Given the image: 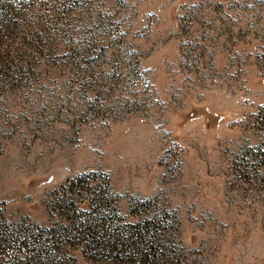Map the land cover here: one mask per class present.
Segmentation results:
<instances>
[{"label": "rangeland", "instance_id": "rangeland-1", "mask_svg": "<svg viewBox=\"0 0 264 264\" xmlns=\"http://www.w3.org/2000/svg\"><path fill=\"white\" fill-rule=\"evenodd\" d=\"M0 264H264V0H0Z\"/></svg>", "mask_w": 264, "mask_h": 264}, {"label": "trees", "instance_id": "trees-1", "mask_svg": "<svg viewBox=\"0 0 264 264\" xmlns=\"http://www.w3.org/2000/svg\"><path fill=\"white\" fill-rule=\"evenodd\" d=\"M84 244H85V246L90 245V244L99 245L100 244V241L93 240V241H88L87 243H84Z\"/></svg>", "mask_w": 264, "mask_h": 264}]
</instances>
